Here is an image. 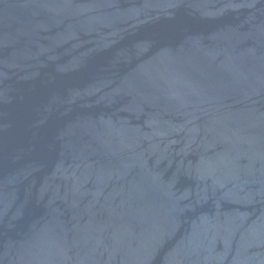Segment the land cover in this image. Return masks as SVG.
I'll return each mask as SVG.
<instances>
[{
  "label": "water",
  "instance_id": "95a60500",
  "mask_svg": "<svg viewBox=\"0 0 264 264\" xmlns=\"http://www.w3.org/2000/svg\"><path fill=\"white\" fill-rule=\"evenodd\" d=\"M0 264H264V0H0Z\"/></svg>",
  "mask_w": 264,
  "mask_h": 264
}]
</instances>
